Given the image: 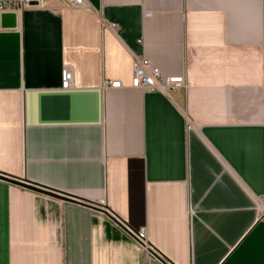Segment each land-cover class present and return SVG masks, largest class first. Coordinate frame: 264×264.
I'll return each instance as SVG.
<instances>
[{"label":"crops","instance_id":"obj_1","mask_svg":"<svg viewBox=\"0 0 264 264\" xmlns=\"http://www.w3.org/2000/svg\"><path fill=\"white\" fill-rule=\"evenodd\" d=\"M86 1L0 15V264H264V0Z\"/></svg>","mask_w":264,"mask_h":264},{"label":"built area","instance_id":"obj_2","mask_svg":"<svg viewBox=\"0 0 264 264\" xmlns=\"http://www.w3.org/2000/svg\"><path fill=\"white\" fill-rule=\"evenodd\" d=\"M47 1L48 0H0V15L13 14L18 16L25 9L44 5ZM63 1L75 10L87 9L89 6L86 0ZM34 3L37 5H33ZM110 28L114 31L118 29L116 25H110ZM108 87L111 89H122L123 85L120 81H115L108 83ZM131 87L146 92H157L163 95H171L185 89L186 81L181 77L164 76L159 69L152 68L147 60L138 59L134 66ZM73 88L74 74L70 68L65 67L62 71L61 89L68 91ZM137 238L144 243L142 235H139Z\"/></svg>","mask_w":264,"mask_h":264},{"label":"water","instance_id":"obj_3","mask_svg":"<svg viewBox=\"0 0 264 264\" xmlns=\"http://www.w3.org/2000/svg\"><path fill=\"white\" fill-rule=\"evenodd\" d=\"M33 5H37V4L34 3ZM8 181L13 183V184L19 185L21 187L30 189L32 191H36V192L47 194V195H50L53 197L61 198V197H59V195H56L55 193H48L47 191H44V189H40V188L34 186L33 184L27 183L26 181H18V180H8ZM62 198L65 199V198H69V197H62ZM65 200H69V199H65Z\"/></svg>","mask_w":264,"mask_h":264}]
</instances>
